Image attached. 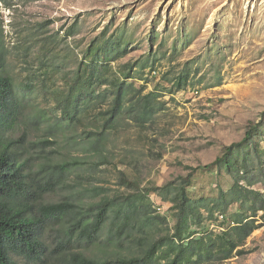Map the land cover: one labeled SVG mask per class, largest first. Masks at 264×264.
Instances as JSON below:
<instances>
[{
  "label": "rangeland",
  "instance_id": "374dc122",
  "mask_svg": "<svg viewBox=\"0 0 264 264\" xmlns=\"http://www.w3.org/2000/svg\"><path fill=\"white\" fill-rule=\"evenodd\" d=\"M9 4L10 8L0 0L8 42L18 43L42 24L59 42L61 66L71 71V77L82 60L86 75L94 72L107 80L97 88L104 100H96L83 115L79 135L110 109L113 84L125 83L126 107L102 142L77 134L62 138L54 161L71 166L65 185L46 196V203L77 200L84 213L100 199L91 185L106 187L111 197L142 195L147 188L179 184L191 168L198 169L187 190L195 202L216 198L220 189L233 185L234 177L224 167L204 166L226 146L241 141L252 123L264 125V0H12ZM14 64L18 81H25L22 66ZM55 79L49 82L53 90L55 83L57 87L62 83L60 75ZM35 85L39 89V82ZM33 97L31 114L48 103L37 92ZM144 106L150 113L142 121L138 116ZM246 162L256 176L264 177V138L251 144ZM256 187L264 193L263 186ZM78 190L84 191L80 197ZM146 199L156 214L167 218V223L159 220L160 225L149 231L158 238L168 231L167 225L174 226L171 204L155 192ZM237 208L233 204L229 212ZM221 222H214V231L221 230ZM46 237L55 247L62 233L54 228ZM101 240L91 246L83 243L79 250L96 259L119 252L116 245ZM245 247L248 253L220 264H264V224Z\"/></svg>",
  "mask_w": 264,
  "mask_h": 264
},
{
  "label": "trees",
  "instance_id": "16d2710c",
  "mask_svg": "<svg viewBox=\"0 0 264 264\" xmlns=\"http://www.w3.org/2000/svg\"><path fill=\"white\" fill-rule=\"evenodd\" d=\"M10 1L1 0L8 8ZM4 23L0 13V264H19L20 260L28 264H220L249 252L245 247L248 239L264 224V193L256 187L264 188V177L256 176L246 160L251 144L257 137L264 138L263 122L252 123L241 141L226 146L212 164L204 166L224 167L234 177L233 185L220 189L216 198L191 199L187 190L193 172L198 170L191 168L179 184L147 188L142 195L111 197L106 187L91 185L100 199L84 213L79 211L77 200L46 203V196L65 185L64 176L71 166L54 161L61 152L62 138L77 134L96 136L97 142H102L126 107L125 83L113 84L112 106L79 135L83 115L94 108L96 100H104L97 88L107 80L94 72L86 75L82 60L71 77V71L61 66L59 42L42 24L31 28L18 43H11ZM110 54L111 50L105 52ZM15 61L25 71V81H18ZM56 75L62 83L58 87L55 83L53 90L49 82H55ZM35 92L48 103L37 104V112L31 114L28 106L35 102ZM142 108L138 118L144 121L150 108ZM151 192L171 204L175 218L172 229L167 225L168 231L158 238L149 231L160 225L159 220L167 223V218L147 203ZM83 194L77 191L79 197ZM233 204L238 208L230 213ZM220 219L221 230L216 232L214 222ZM54 228L62 238L52 247L46 236ZM99 240L107 246L116 245L119 252L96 259L79 250L83 243L91 246Z\"/></svg>",
  "mask_w": 264,
  "mask_h": 264
}]
</instances>
